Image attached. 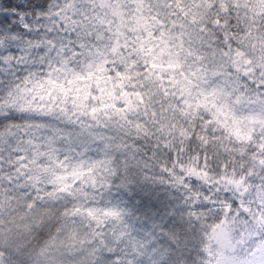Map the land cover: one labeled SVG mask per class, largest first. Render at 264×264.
<instances>
[{"label": "snow or ice", "instance_id": "obj_1", "mask_svg": "<svg viewBox=\"0 0 264 264\" xmlns=\"http://www.w3.org/2000/svg\"><path fill=\"white\" fill-rule=\"evenodd\" d=\"M0 264H264V0H0Z\"/></svg>", "mask_w": 264, "mask_h": 264}]
</instances>
